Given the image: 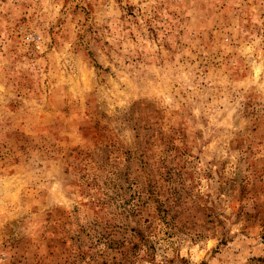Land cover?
<instances>
[{
  "label": "rangeland",
  "instance_id": "rangeland-1",
  "mask_svg": "<svg viewBox=\"0 0 264 264\" xmlns=\"http://www.w3.org/2000/svg\"><path fill=\"white\" fill-rule=\"evenodd\" d=\"M0 264H264V0H0Z\"/></svg>",
  "mask_w": 264,
  "mask_h": 264
}]
</instances>
